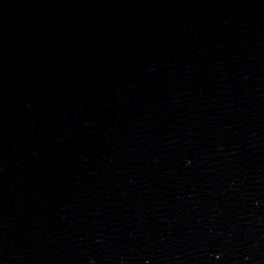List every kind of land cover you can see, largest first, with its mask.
I'll return each mask as SVG.
<instances>
[{
    "label": "water",
    "instance_id": "95a60500",
    "mask_svg": "<svg viewBox=\"0 0 264 264\" xmlns=\"http://www.w3.org/2000/svg\"><path fill=\"white\" fill-rule=\"evenodd\" d=\"M0 264H264V0H0Z\"/></svg>",
    "mask_w": 264,
    "mask_h": 264
}]
</instances>
